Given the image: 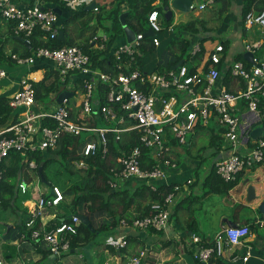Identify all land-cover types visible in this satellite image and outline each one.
Returning a JSON list of instances; mask_svg holds the SVG:
<instances>
[{"label": "built area", "instance_id": "obj_1", "mask_svg": "<svg viewBox=\"0 0 264 264\" xmlns=\"http://www.w3.org/2000/svg\"><path fill=\"white\" fill-rule=\"evenodd\" d=\"M115 1L0 0V19L6 26L12 24L15 35L23 36L29 45L34 36L47 43L59 38L61 31L60 16L54 8L61 10L66 7L71 11L81 12L87 6L95 4L91 11L99 13L102 8L108 9ZM50 2L55 5L49 4ZM171 2L169 0V4ZM214 3L215 0H200L196 5L193 0L191 12H201ZM157 4L156 1L154 5ZM164 18L165 14L162 16L157 9L148 15L149 29L156 33L155 37L150 38L155 47L161 44L158 34L165 29ZM244 26L248 31L258 30L260 37L249 40L244 46L245 53L253 54L251 63L235 61L228 68L231 80L239 85L236 91L221 87L219 83L222 77L220 68L225 66L223 42L217 43L207 59L201 58L197 66L194 58L199 55L202 46L196 44L191 51L190 64L185 62L175 70L172 68L162 73L132 69L135 54L140 52L146 38L145 33L136 34L133 43L117 47L114 53L116 65L112 72L93 68L90 56L79 45L59 49L39 46L30 56L12 54L11 59L17 66L31 67L42 59L51 61L58 73L60 70L65 73L61 76L63 80L70 73L78 74L83 82L79 90L82 99L71 104L73 97L58 104L59 93L51 95V103L48 104L56 103L57 107L49 109L50 105L37 102L35 97L36 84L42 79L26 75L20 80L19 90L9 100V106L17 112V120L11 121L10 125H5L0 131V195L4 177L2 165L12 152L54 150L65 135L80 137L83 133L88 134L87 140L81 144L80 159L74 162L75 169L81 172L88 169V158L101 153L106 155L109 134H114L117 141L122 140L124 134L134 133L137 136L138 145L120 156L117 166L111 169L112 177L109 178L108 185L112 189H120L126 183L138 182L149 186L152 191H157L160 180L166 177L168 170L178 166L174 156L176 147L185 145L189 133L198 126H208L211 121L219 126L224 140L232 150L231 156L216 165L217 174L225 182H234L241 172L262 164L264 136L252 140L250 134L255 127L247 123L242 114L247 110L260 120L262 117L260 106L264 103V0H254L245 15ZM174 27L170 26L169 30ZM108 41L109 37L105 32H97L90 43L94 48L103 50ZM5 77L7 72L0 68V81ZM99 85H105V92H100ZM66 89L74 92V96L78 94L77 90ZM43 119L53 121L54 125L42 126ZM97 121L104 125L98 127ZM261 126H264V120ZM245 137L246 144H250V147L246 153L240 155L238 150ZM143 148L152 152L155 160L152 169L142 167ZM30 167L35 169L37 165L32 162ZM191 184L190 179L176 184L162 202L151 204L148 216L134 218L132 224L123 219L120 225L141 231H168L170 208L175 204L178 194L188 190ZM49 187V191L41 192L35 197L33 208L28 212L30 218L26 226L34 230L30 239L23 235L19 241L34 242L44 251H50L54 258L60 259L63 255L72 253L71 237L78 234V229L83 224L79 215H85V209L82 206V213L72 215L69 220L63 219L61 223L48 229L49 222L45 219L50 212L57 211L66 198L65 191L58 184ZM19 189L23 194L29 192L25 181L19 184ZM52 218L55 219L56 215H52ZM38 220L41 223L39 228L33 229ZM110 220L112 217L100 219L97 225L101 226ZM256 224L264 228V218L257 219ZM250 236L249 225L225 227L211 246L196 250L193 257L202 264H209L213 257L233 263L239 260L246 263L252 257L253 247L246 243ZM125 237L120 238L117 244L110 241L108 244L117 245L118 249H126L128 244ZM194 242L200 240L194 238ZM2 244L4 241L0 227V246ZM10 244L15 245L18 242ZM237 249L244 250L243 257L234 255ZM146 256L147 250H141L130 258L128 264H140ZM0 264L6 263L0 259Z\"/></svg>", "mask_w": 264, "mask_h": 264}, {"label": "trees", "instance_id": "obj_2", "mask_svg": "<svg viewBox=\"0 0 264 264\" xmlns=\"http://www.w3.org/2000/svg\"><path fill=\"white\" fill-rule=\"evenodd\" d=\"M156 1L157 0H116L111 9H101L97 16L99 26L104 28L105 33L109 37V41L106 43L105 49L100 50L94 48L93 44L90 43V40L95 35V32H92L90 37L86 39L85 44L81 45L83 51L90 56L93 68H96L102 72H112L115 70L116 59L114 56V51H116L118 47L116 41H118L120 37L126 38L120 21V16L123 13H127L126 21L128 26L134 30L136 34L145 33L149 29L147 20L150 12L157 9L160 14L164 16L163 10H161L159 6L154 5ZM216 1L217 0H215V2ZM243 1L244 6L242 16L244 21L245 15L249 12L254 0ZM168 5L169 0H164V7H167ZM61 10L62 14L59 15L60 18L65 13L62 8ZM68 10L70 12L69 18L61 23V31L64 32V37L62 39L57 38L56 40L49 41L47 43L41 41L38 36H34L31 38V44L27 45L24 41L17 39L18 36L15 35L12 24L10 26L3 24L7 27V33L4 34L3 30L0 28V66H3L7 63H13L15 65L11 59L12 54L30 56L39 46H46L51 49H59L65 46L77 45V40L72 38L70 34V25L74 21L81 18V16L86 15L87 11L82 10L81 12H74L70 9ZM172 19L170 21H167L165 18L163 19L166 23V28L164 26V31L158 34V37L161 40L159 47H155L152 44V40L150 38H145L143 40L142 46L140 47V52L135 54L136 63L135 65L132 64V69L139 68L140 70L147 73H162L166 70L172 69L181 60L189 63L193 47L196 44H200L202 46V50L199 55L194 58V62L197 66L201 58H203L205 55L203 43L208 41L207 37H201V35L210 33L212 30L204 21L198 20L196 22H189L186 25H179L170 31L169 29L172 25ZM91 21L92 19L89 20V22H82L83 27H81L78 37L82 38L84 37V33L90 31ZM1 26L2 24H0V27ZM21 37L23 38V36ZM9 43L13 44V49L11 52L6 50ZM162 44L166 46V49L164 50L171 52L176 57L175 61L171 62L168 66H164L155 62L156 60L154 54L159 52L157 50L163 46ZM223 44L227 49L229 45L228 42L224 41ZM30 47H32V49H30ZM178 50L179 53H177ZM148 61L150 62L148 63ZM46 69L47 71L45 72V76L39 83L36 84L35 97L37 102L46 104L43 101V98L49 95L51 96L58 94L62 87L76 91L78 86L80 87V85L83 84L82 78L76 74L74 76L73 87H69L68 79L59 81V73L53 64L49 65V67L47 66ZM193 70L194 69H192V71ZM99 90L100 92H105V85H99ZM9 100L10 99L8 98L0 99V125L2 126L4 124H8V120H10V116L13 112L12 108L9 106ZM101 100L103 102V98ZM260 111L264 114V103L260 106ZM12 121L15 120L13 119ZM41 123L42 126L54 125L53 121L47 119H43ZM207 128L199 126V129L201 130ZM213 135L215 143L218 142L220 145L224 140L222 131H218V133L213 132ZM136 138L137 136L134 133L124 134L122 140L117 141L114 134H109L108 150L106 155L101 153L95 157L88 158L87 162L89 167L87 170L81 172L84 173L81 181L79 183H75L69 189L64 190L62 188L65 191L66 197H70V201H66L59 205L58 209L60 208L64 214L58 217L57 220L55 219L57 224L61 223L62 219L69 220L72 215L82 213L80 212L82 206H84L85 209L83 213H85V215L88 216L90 220L92 219L93 214L96 212L107 211L113 215L112 220L105 222L103 225L98 227L94 226L91 220L95 228L94 232L82 224L78 229V234L71 237L72 250L77 251L78 248L93 244L100 234H107L113 229L117 228L123 219H127L129 221L128 223L132 224V220H134V218L136 219L148 216L151 212V204L153 202H162L176 185L159 184L157 191H152L149 186L145 184L140 185L138 182H136L138 183L137 186H133V184H131L130 186L125 188L123 187L122 189H112L108 185V180L112 177L111 169L117 166L116 162L120 156L129 152L133 147L138 145ZM82 142L84 141H82L81 136L72 137L70 135H65L60 139L57 148L54 150H25L21 152H12L6 162L2 165L4 177L0 195V227L3 233V241L5 244L0 246V248L4 246V260H6L7 263L10 264L17 256V250L15 246L6 244L7 241L14 240L13 237H11L12 232L17 229L20 231L19 234L16 232L19 239L23 235L30 239L32 232L34 231L30 230L26 226V223L30 218L28 208L23 206L25 210L20 211L18 209V204H20V202L23 204V200L20 199V194L23 193L19 189V184L23 181V179H26L27 181L30 179L25 178V174L27 176L28 171H34L37 179L39 182H41L39 169L42 167V173L45 181L52 185L54 183L51 181V171L54 170L53 164L58 163L60 165L58 166L59 173H56L57 176H60V179L63 181H70L75 173L74 162L80 159L79 152ZM32 162L37 165V168L32 169L30 167V163ZM61 163L63 164L61 165ZM154 166L155 160L153 159L152 152L143 148L142 167L145 169H152ZM212 173H214V178H216L220 184H223L225 188L213 189L214 184L211 183V191L227 193L230 189L234 188L236 181L225 182L218 174H216L217 171L215 173L214 166ZM130 189H132L133 193L130 192ZM209 190L204 193L205 196L210 193ZM195 198L196 197H192L191 200ZM130 211L133 213L130 214ZM14 215L18 216L16 223L13 224L15 227L7 232V227L9 226L7 223H9V220L11 217L13 218ZM20 215L21 217H19ZM23 218L25 219L24 222L22 221ZM247 223L251 224L250 228L252 227V230H256V227L254 226V224H256L255 222L250 223V221H247L246 224ZM40 224V220H38L33 229L39 228ZM50 224L53 223H49L48 229H51L53 226ZM258 227L259 226H257V228ZM125 239L128 244L127 248L128 246H132L133 237L128 235L125 237ZM37 247L44 251V249L38 246V244ZM105 248L113 253L118 252V248H116L114 244L105 245ZM127 248H120L119 251L121 254H123ZM49 256H51L50 251H45L44 259H48ZM64 256L65 255H63V257ZM98 264H104V261H100Z\"/></svg>", "mask_w": 264, "mask_h": 264}, {"label": "crops", "instance_id": "obj_3", "mask_svg": "<svg viewBox=\"0 0 264 264\" xmlns=\"http://www.w3.org/2000/svg\"><path fill=\"white\" fill-rule=\"evenodd\" d=\"M228 1L229 12L221 29L223 31L222 33H226L227 39L224 41L228 42L229 45L227 49L225 48V52L223 53V61L225 66H221L220 68L222 71V77L220 78L219 83L221 87L230 89L231 91H236L237 89H239V85L234 80H231L228 68L235 61L245 63L252 62L245 59L244 46L249 40L259 38L260 32L255 29L256 32L252 31V33L249 34V31L246 30L242 16L244 6L243 0ZM112 6L113 4L110 7L108 6L107 10L111 9ZM62 9L65 11V13L61 18H59L60 24L70 16V12L66 7H62ZM198 13L200 12H196L195 14ZM202 19L207 22L205 18ZM83 21L86 20L79 18L70 25V34L72 38L77 40L78 43L83 41L85 43L86 39L90 37L92 32L97 33L93 29H90V31L84 33V37H78V34L80 33L78 29L81 28L80 26L82 25ZM1 24L3 27L1 26L0 28L1 30H3L4 34H6L7 27L3 25V23ZM90 26L92 28L100 27L98 26L97 22H91ZM211 36L212 32L201 35V37H207L208 40L209 38H211ZM224 41L222 40L220 42ZM116 42L118 46L127 43L126 38L123 37H120ZM217 43L219 42L213 43L208 46L205 41V55L203 56L204 60L207 59L209 52L215 47ZM12 49L13 44L9 43L6 50L8 52H11ZM164 49H166V47L163 45L159 50H157L159 52H156L154 54L156 60L155 62L160 63L164 66H168L171 62L175 61L176 57L171 52ZM51 64L52 62H50L49 60H39L36 65L28 68H22L20 72L19 70H15L14 74L17 75L15 77H12L11 79H9L8 69L6 68V66H19L14 65L13 63H7L3 66H0V68L4 69L7 72V77L3 78L0 81V99H11V97L20 88V80L26 75L42 79L45 76V72L47 71L46 67H49V65ZM132 64L135 65V62H132ZM34 70L38 72L32 74L31 72H33ZM71 84H74V76L72 78ZM240 85L242 86L243 84L241 83ZM54 104L55 103L48 104V106L50 105L49 109L56 108ZM242 115L244 120H246L247 123L254 125L255 128L261 126L262 120H264L263 113V118L261 117V120L258 119L254 113H251L247 110L244 111ZM16 116L17 112L13 111L10 116V120H8V124H10L13 119L16 121ZM4 125H0V131L3 127H5ZM248 126L249 125L247 124L246 127ZM202 127L208 128L202 129L203 131L201 132L197 131L195 134L191 135L190 139L187 140V143L185 145L176 147V159L179 155L181 156V159H179V157L177 159L178 166L175 169H169L166 177L159 182L160 185H172L182 184L189 179L192 180V184L189 186V188L191 187V189L186 190L184 193L182 192L181 194H178L175 204L170 208L171 225L169 226L168 231H141L136 230L131 226L122 227L121 225H119L117 228L105 234L106 238L102 242V244L96 245V243L94 242L93 244L87 245L90 246V248L88 258H85L86 260L84 259V257L73 256L64 258V263L98 264L101 261L100 257L103 258V256H105L104 264H128L131 257L136 255L139 251L146 249L147 256L141 261L140 264H202L194 259V252L201 249L202 247L211 246L214 242L215 237L220 234L225 227L244 224L249 225L250 227L251 224H246L247 221H250V223H256V220L261 216L255 215V213H251V216L249 217L247 211H255V208L251 205V203L247 202L246 196L248 186L252 184L254 185V183L251 181L262 184V187L264 188V167L261 164H257L255 167H253V174L248 172L249 170L241 172L238 175L234 188L230 189L227 193L211 191V183L214 184L213 189L225 188L223 184H220L219 181L214 178V173H212V170L214 166V170L216 173L217 163L231 156L232 150L230 149L226 140H223V142L221 141L222 143L220 145L218 144V142L215 143L213 132L218 133V128H211V126L209 125ZM197 129H199V126ZM203 134L207 136L210 146L209 149L215 156L214 163L212 164L210 169L209 167L203 165V159L200 158L202 152L206 149H204V146H201V144L198 143L197 139H199V137ZM246 139L247 137H245L244 142H242L241 146L239 147L238 151L240 155L246 153L247 148L250 147V144H246ZM192 174L199 175L196 179ZM249 176L254 177V179L249 180ZM23 181L28 184V194L32 198L25 200L23 202V206L27 207L28 212H30V210L33 208L35 197H37L41 192H47V190L45 187L41 186L42 181L39 182L38 179H33V181H27L26 179H23ZM131 184H133V186H137L138 183H126L123 184V186L125 188L130 186ZM196 185L199 188L193 190L192 188ZM208 190L210 193L205 196L204 193ZM192 197L196 198L191 200ZM262 200H264V198ZM66 201H70V197H66L64 202ZM129 213L131 214L133 212L130 211ZM63 214L64 212L59 208L57 211L50 212L45 221L53 223L50 225L57 224L55 221ZM52 215H56V220L52 218ZM109 217H113V215L107 211L96 212L95 214H93L91 220L94 226L98 227L97 224L100 219H108ZM214 218L217 219V222L214 220ZM7 224L12 225L11 229L15 227L13 225V221L11 220ZM254 226L256 227V230H252V227L250 228L251 236L246 241L247 244L253 247L252 257L246 263L241 262V260H239L237 263H233L228 262L224 259L213 257L209 264H264V232L261 234L259 233V229L263 228H257L258 224H254ZM16 232L17 234L20 233L19 230L15 229L11 234V237H13L14 240L7 241L6 243L7 245H11L10 243L17 241L19 244V246L18 244L13 245L17 250V256L10 264H41L42 262H45V251L40 250L34 242H20ZM128 235L133 237L132 246H128L127 250L123 252V254H121L118 249L117 253H113L105 248V245H108L109 241L110 243L114 242L117 244V241L120 238ZM193 237L198 238L200 242L195 243ZM115 247L117 248V245H115ZM1 252L3 253V259L1 260L6 261L4 260V246L1 248ZM243 252L244 250L237 249L234 252V255L243 257ZM47 260L58 261L59 259H56L51 255ZM96 260L98 261L96 262Z\"/></svg>", "mask_w": 264, "mask_h": 264}, {"label": "rangeland", "instance_id": "obj_4", "mask_svg": "<svg viewBox=\"0 0 264 264\" xmlns=\"http://www.w3.org/2000/svg\"><path fill=\"white\" fill-rule=\"evenodd\" d=\"M157 2H158V4H157V6H159L160 7V9L161 10H163V14H165V7H164V0H157ZM199 2H200V0H195V4L196 5H198L199 4ZM228 3H229V1L228 0H217L214 4H211L210 5V7H208V9L207 10H205V11H201L200 13H198V14H195L196 13V11H192V12H190L189 14H182V13H179V12H174V17H173V19H172V21H171V26H175V27H177V26H179V25H186V24H188L189 22H196V21H198V20H202V21H204L209 27H210V29L212 30L211 32H212V36H211V38H209V40L208 41H206V43H207V45L208 46H210L211 44H213V43H216V42H220V41H224V40H226L227 39V35H226V33H222L223 31H222V27H223V25H224V23H225V20H226V18H227V14H228V12H229V9H228ZM49 4H51V5H55V3H53V2H50ZM59 5V4H58ZM211 15V16H210ZM97 16H98V13H94V12H92V11H87V14L86 15H84V16H81V18L82 19H84V20H86V22H89V20H91L92 19V21L91 22H97V24H98V26H99V23H98V18H97ZM202 18H205L206 20H207V22L204 20V19H202ZM1 23H3V21H2V19H0V24ZM4 24V23H3ZM163 25L165 26V28H166V23H165V21L163 20ZM80 27H83V24L80 26ZM79 28V27H78ZM94 30V31H96V32H98V33H101V34H104V32H105V30H104V28L101 26V27H98V28H92L91 27V30ZM81 30V28H79L78 29V31H80ZM104 31V32H103ZM255 32H256V30H254ZM249 34H251L252 33V31H249L248 32ZM205 43V42H204ZM203 43V47L205 48V44ZM83 44H85L84 43V41L83 42H77V45H79V46H81V45H83ZM166 47V46H165ZM177 53H179V50L177 51ZM241 60V59H240ZM150 61H148V63H149ZM188 64H190V63H188ZM28 68V66H19V67H8V66H6V68L8 69V76H9V79H11L12 77H15L16 75L14 74V71L15 70H19V72L22 70V68ZM167 71V70H166ZM38 71H33V72H31L32 74H35V73H37ZM158 73H161V72H158ZM65 75V73L63 72V71H59V76H60V78H59V81L61 80V81H64L63 79H62V77L61 76H64ZM73 76H75V75H72V73H70L67 77H66V79H68V85H69V87H73V84H71L72 83V78H73ZM243 86V85H242ZM75 90V89H74ZM80 90V87L78 86V89H77V91H78V94H76L75 96H74V99L73 100H71V104H74V103H76L77 101H79V100H81L82 98H81V91H79ZM43 101L47 104V103H50L51 102V96L49 95V96H46L45 98H43ZM54 106L55 107H57V104L55 103L54 104ZM262 111V110H261ZM264 117V116H263ZM99 125V126H98ZM97 126L98 127H100V126H103V123L101 122V121H97ZM209 126H211V128H218L219 129V131H221V129L219 128V126L214 122V121H211L210 122V124H209ZM201 132V131H203V130H200V129H196V130H194V131H192L191 133H189V135H188V140L190 139V137H191V135L192 134H195L196 132ZM87 136H88V134H85V133H83L82 134V136H81V139H82V141H86L87 140ZM197 141H198V143L199 144H201V146H204V149H206V150H204L203 151V149H202V155L200 156V158H202L203 159V165H205L206 167H209V169L211 168V166H212V164L214 163V159H215V156L212 154V152H211V150L209 149V140H208V138H207V136L206 135H201L200 137H199V139H197ZM200 146V147H201ZM207 146V147H206ZM174 156H176V154L174 155ZM179 157V159H181V156L179 155L178 156ZM178 157H177V159H178ZM63 163H61V165H62ZM60 164H53V171H51V181L54 183V184H58L60 187H62L64 190L65 189H69L71 186H73L75 183H79L80 181H81V179H82V176H84V173H81V171L80 172H78V170H76L75 168H74V170H75V173H74V175H73V178L70 180V181H63V180H61L60 179V176L58 177L57 176V174L56 173H59V169H58V166H59ZM263 167H264V162L261 164ZM248 172H250L251 174H253V172H254V168H252V169H250ZM250 174V175H251ZM193 176H195L194 178H196L197 179V177H198V175H196V174H192ZM25 178H30L29 179V181L30 180H32L33 181V179H35V180H37V177H36V174H35V172L34 171H28L27 172V176H26V174H25ZM63 179V178H62ZM251 179H254V177H251V176H249V180H251ZM251 182H253L254 183V186H256V190H257V194H258V199L256 200V201H254L253 203H251V205L252 206H254V208H255V211H247V213L249 214V217L251 216V213H255V215H260L261 216V214L259 213V210H258V205H259V203L261 202V200L264 198V188L262 187V184H259V183H256V182H254V181H251ZM141 185V184H140ZM139 185V186H140ZM253 185V184H252ZM41 186H43V187H45L46 188V190L47 191H49V189H50V187H49V185H46V184H44V183H41ZM250 186V185H249ZM248 186V187H249ZM124 186L123 185H121V189L123 188ZM199 187H197V185L196 186H194L192 189L193 190H195V189H198ZM191 189V187L189 188V190ZM130 192L131 193H133V191H132V189H130ZM20 199L21 200H23V202L25 201V200H27V199H32L31 198V196L29 195V194H27V195H23V194H20ZM21 204V205H20ZM20 204H18V209L20 210V211H23V210H25L24 208H23V204H22V202H20ZM257 211V212H256ZM19 217H21V215L19 216ZM12 218V217H11ZM262 218V217H261ZM18 219V216L17 215H14L13 216V219H10L11 221H13V224H15L16 223V220ZM9 220V221H10ZM214 220L217 222V219L216 218H214ZM251 220H253V219H251ZM23 222L25 221V219L23 218V220H22ZM169 224H170V221H169ZM171 225V224H170ZM260 231H259V233L261 234V233H263L264 232V228L263 229H259ZM105 238H106V236H105V234H100L97 238H96V240H95V243H96V245H100V244H102V242L105 240ZM105 243V242H104ZM89 248H90V246H85V247H82V248H78L77 249V251L75 252V253H68V254H66L63 258H60L58 261H50V260H45V262H42L41 264H65L64 263V258H66V257H75V256H83L84 257V259L87 257L88 258V253H89ZM96 258V257H95ZM0 259H3V253L1 252V248H0ZM97 259V258H96ZM86 260V259H85ZM100 260L101 261H105V256H103V258H101L100 257ZM98 260H96V262H97ZM6 262V261H5ZM7 263V262H6Z\"/></svg>", "mask_w": 264, "mask_h": 264}, {"label": "water", "instance_id": "obj_5", "mask_svg": "<svg viewBox=\"0 0 264 264\" xmlns=\"http://www.w3.org/2000/svg\"><path fill=\"white\" fill-rule=\"evenodd\" d=\"M193 4V0H172V2L165 7V19L167 21H170L174 15V12H179L182 14H189L191 12V6ZM95 7V4H91L90 6L86 7V11H91L93 8ZM54 11L58 14L61 15L62 11L59 8H54ZM127 18V13H123L120 16V21L122 24V27L124 29V33L126 36V41L127 43H133L136 39V33L134 32V30H132L126 21ZM145 37L146 38H152L156 36V33H154L152 30H148L145 32ZM64 37V32L60 31L59 33V38L62 39ZM17 39L24 41L25 44L29 45L28 41H26L24 38L22 37H17ZM30 49H32V47H30ZM245 59L252 61L253 58V54L252 53H245ZM185 63L184 60H181L178 64H176L173 69H177L179 68L181 65H183ZM74 97V92L67 90L65 87H62L58 97H57V103L58 104H62L64 102L65 99H71ZM264 136V126H259L257 128H255L251 134H250V138L252 140H256L260 137ZM42 167H40L39 169V175H40V179L43 183H45L46 185H50L49 182L45 181V178L43 176L42 173ZM256 186L254 185H250L247 189V202L248 203H252L254 201H256L258 199V194H257V190H256ZM258 210L259 213L261 214V217H264V200H262L259 205H258ZM79 217L81 218L82 223L87 226L88 228H90L93 232L95 231V228L90 220V218L86 215H79ZM12 225H9L7 227V232L11 229ZM75 250H72V253H74ZM120 253V252H119Z\"/></svg>", "mask_w": 264, "mask_h": 264}, {"label": "clouds", "instance_id": "obj_6", "mask_svg": "<svg viewBox=\"0 0 264 264\" xmlns=\"http://www.w3.org/2000/svg\"><path fill=\"white\" fill-rule=\"evenodd\" d=\"M65 199H66V198H65ZM64 201H65V200H64ZM64 201H63V202H64ZM63 202H62V203H63ZM118 250H119V249H118ZM75 252H76V251H75Z\"/></svg>", "mask_w": 264, "mask_h": 264}]
</instances>
